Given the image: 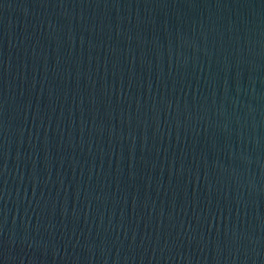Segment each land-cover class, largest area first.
Here are the masks:
<instances>
[{"label":"water","instance_id":"1","mask_svg":"<svg viewBox=\"0 0 264 264\" xmlns=\"http://www.w3.org/2000/svg\"><path fill=\"white\" fill-rule=\"evenodd\" d=\"M0 264H264V0H0Z\"/></svg>","mask_w":264,"mask_h":264}]
</instances>
